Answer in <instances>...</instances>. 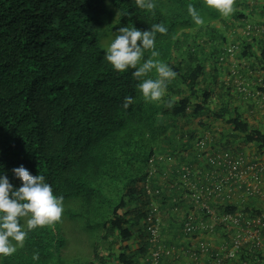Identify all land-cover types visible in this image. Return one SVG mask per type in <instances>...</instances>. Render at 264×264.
<instances>
[{
    "label": "trees",
    "instance_id": "16d2710c",
    "mask_svg": "<svg viewBox=\"0 0 264 264\" xmlns=\"http://www.w3.org/2000/svg\"><path fill=\"white\" fill-rule=\"evenodd\" d=\"M152 3L147 9L137 0H0V174L18 188L12 170L24 166L64 197L61 220L29 232L13 254H0V264H140L150 246L148 221L158 213L165 247L188 246L200 255L201 242L230 243L224 224L203 235L183 233L195 205L169 159L190 151L195 163L197 139L208 132L216 148L251 158L264 150V132L249 122L264 115V102L236 83L242 76L249 88L264 91V36L249 40L242 33L247 21L264 17V0H234L228 18L205 0ZM189 4L203 24L194 23ZM156 23L168 29L156 36L158 58L178 75L160 102L146 104L134 69L118 73L104 57L119 28L144 31ZM233 46L237 75L227 55ZM233 91L238 99L229 107ZM127 95L135 103L124 109ZM241 205L253 215L264 206L254 197ZM238 209L225 205L218 213ZM204 220L214 222L209 214ZM96 227L90 259L81 257L80 240L67 247V236H88ZM134 239L141 240L137 255L130 253ZM175 256L163 264H186ZM202 262L215 264L209 253Z\"/></svg>",
    "mask_w": 264,
    "mask_h": 264
},
{
    "label": "built area",
    "instance_id": "2783aa9c",
    "mask_svg": "<svg viewBox=\"0 0 264 264\" xmlns=\"http://www.w3.org/2000/svg\"><path fill=\"white\" fill-rule=\"evenodd\" d=\"M242 33L249 39L264 36V17L257 20L247 21L242 28ZM237 47L227 50V55L233 62V75L239 73L235 69L237 63L234 59ZM237 87L260 99L264 102V91L256 88H249L247 79L238 76ZM264 106V103L263 105ZM215 135L211 132L201 134L197 139L198 157L192 163L190 151H182L176 157L169 159L175 164L176 183H183L188 187L191 202L195 207L190 212L183 227L185 235L202 234L203 230H212L216 225L224 226L232 232L230 243L222 241L219 244L208 242L200 243L201 254L190 252L186 246L177 248L176 246L165 247L164 242L167 237L163 236L161 218L158 215L150 218L147 224L149 237L145 264H163V259H177L178 252L186 257V264H203L204 253L213 256L215 264H264V206L260 207L261 213L253 215L245 213L241 203L248 197H254L264 205V150L259 154L249 157L242 151L235 154L222 148L214 147ZM153 162V160H151ZM155 168L151 173L155 172ZM238 204L241 209L229 212L224 215L218 213L220 206ZM212 206H215L213 208ZM218 207V208H217ZM259 209V208H257ZM206 214L211 215L214 221L211 226L204 221ZM212 228V229H211ZM201 239L196 240L198 243ZM246 255L243 261L241 256ZM253 258V259H252Z\"/></svg>",
    "mask_w": 264,
    "mask_h": 264
},
{
    "label": "clouds",
    "instance_id": "9594fccd",
    "mask_svg": "<svg viewBox=\"0 0 264 264\" xmlns=\"http://www.w3.org/2000/svg\"><path fill=\"white\" fill-rule=\"evenodd\" d=\"M139 7L151 9L152 0H137ZM206 6L215 9L224 18L234 12V0H205ZM188 14L194 23L203 24L198 9L188 5ZM168 29L163 23L151 25L150 30H140L134 25L119 28L115 38L106 47L104 59L118 73L134 69L131 75L138 81V94L147 103H158L165 96L168 85L178 73L167 63L160 60L156 50L157 34H166ZM150 53L145 59V53ZM154 73V78L150 74ZM135 103V98H123L124 109ZM171 106V102H169ZM21 181L14 188L6 174H0V254H13L22 247L29 232L52 226L59 222L64 213V197L55 195L51 184L43 174L33 175L24 166L12 170ZM23 221V223H22Z\"/></svg>",
    "mask_w": 264,
    "mask_h": 264
},
{
    "label": "rangeland",
    "instance_id": "374dc122",
    "mask_svg": "<svg viewBox=\"0 0 264 264\" xmlns=\"http://www.w3.org/2000/svg\"><path fill=\"white\" fill-rule=\"evenodd\" d=\"M216 23H217V25L218 26H220V23L218 22V21H216ZM233 94L235 95L234 97H233V99H227V100H229V102H230V105H229V107H232V106H234V104H236V101H237V94H235V92L233 91ZM239 103V102H238ZM238 105V104H237ZM242 105V104H241ZM242 111H247L246 109H242ZM260 114V113H259ZM218 122V123H217ZM249 122L251 123V124H253L255 127H257V128H259L260 130H262L263 132H264V115H259V118L257 119V120H255V119H252V118H249ZM215 123H217L218 125H220V124H222V121L221 120H219V121H217V120H215ZM192 125V124H191ZM190 125V126H191ZM224 125V124H223ZM189 126V127H190ZM225 129V128H224ZM228 129V128H227ZM230 129H228V130H224L226 133H228V131H229ZM230 133V132H229ZM255 148V147H254ZM176 160L177 161H180V157L179 156H177L176 157ZM175 181H176V177H175ZM65 220H67V218H65ZM99 228H95V229H90V231H89V234H88V236H84V233L83 234H76V235H74L73 234V236H67V239L68 240H70L68 243H67V247H72V246H74V245H77V242L75 241V240H80V243H82V246H79V248L81 249V251L78 249V251L79 252H81V257L83 258V259H86V258H89L90 259V255H89V253H88V248L89 247H91L93 244H94V242H95V240H96V236H95V233H97V230H98ZM94 232V233H93ZM84 236V237H83ZM86 239L85 240V242H84V244H83V239ZM140 239V238H139ZM141 242V240H137V239H134V240H132L131 242H129V245L131 246V251H130V253H132L133 255H137L138 254V248H139V243ZM114 250L115 251H117V252H119V250H118V246L116 245L115 247H114ZM70 262H71V258H70ZM112 264H117V261L116 260H112ZM140 264H145V262L142 260L141 262H140Z\"/></svg>",
    "mask_w": 264,
    "mask_h": 264
},
{
    "label": "crops",
    "instance_id": "0c3cea01",
    "mask_svg": "<svg viewBox=\"0 0 264 264\" xmlns=\"http://www.w3.org/2000/svg\"><path fill=\"white\" fill-rule=\"evenodd\" d=\"M257 75H258V73H257Z\"/></svg>",
    "mask_w": 264,
    "mask_h": 264
}]
</instances>
